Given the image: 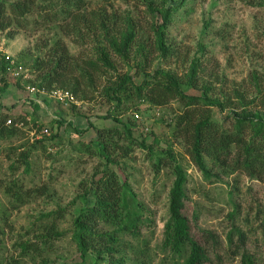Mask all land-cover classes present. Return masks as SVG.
<instances>
[{
  "label": "rangeland",
  "instance_id": "obj_1",
  "mask_svg": "<svg viewBox=\"0 0 264 264\" xmlns=\"http://www.w3.org/2000/svg\"><path fill=\"white\" fill-rule=\"evenodd\" d=\"M97 1L89 0V4L95 6ZM112 3L113 8L129 9L133 15L144 16L145 6L140 2L112 0ZM168 3L178 6L168 28V39L178 55L163 58L155 54L145 69L151 71L161 66L182 73L190 59L197 55L202 61L199 82L211 84L213 96L221 100L231 98V104L226 102L223 111L213 108L216 120L222 122L231 106L240 109L235 91L243 93L248 101L254 99L252 107L257 106L255 111L262 112L264 96L258 95L255 86L260 84L264 91V0H167ZM54 26L52 22L38 21L25 30L11 26L0 32L4 49L16 60L24 58L20 60L24 69L21 77L15 79L0 74V85L6 83L8 87L5 91L0 88V101L8 109L19 98L18 94H12L13 90L29 94L27 86L38 82L37 74L31 73L25 62L28 55H45L44 43L50 45L53 40L60 39L70 55L77 58L83 48H91L90 38L82 40L81 49ZM199 44L204 45V53L198 50ZM113 58L116 69L109 70L107 76L127 70L135 74L132 61L134 67L131 68L118 57ZM104 83L103 78L99 84ZM100 90L98 86L92 99L75 97L74 102L65 105L49 96L51 89H42L30 93L40 102L36 112L31 113L28 107L21 108L18 113L6 107L0 110L13 121L23 123L15 136L0 140V264H64L79 260L73 238V220L82 205L79 195L105 165V159L94 144L96 128L117 126L122 130L112 117L102 118L110 110L124 121L131 119L134 135L139 142L144 139L145 144L152 145L155 153H164V149L171 147L186 170L183 212L192 235L206 249L208 260L205 264H241L244 249L254 257L256 264H264V183L242 172L223 171L209 161L211 174L205 176L191 162L182 142L171 135L175 115L180 110L178 101L156 106L135 100L113 110L112 104L100 95ZM8 93L11 97L7 100ZM30 102L34 108V103ZM86 118L96 127H90ZM56 119H63L64 123L60 125ZM66 121H74L85 131L75 134ZM43 129H47V133L36 138L34 135ZM34 131L37 132L33 135ZM119 138L122 145L131 146V151L123 156V150H118L114 156L118 157L120 172L127 175L137 199L143 204L145 217L138 237L121 236L123 241L132 242L137 252L134 255L136 252L129 251L128 256L137 258L142 255V248L146 255L142 259L147 264H172L170 252L163 244L168 194L174 180L172 167L162 165L156 170L146 148L130 142L124 134ZM24 151L29 155L27 164L19 158ZM14 182L17 185L14 189L23 192L20 199L6 192V187ZM26 189L37 192L25 195ZM52 213L61 217L47 215ZM235 228L245 235L243 247ZM230 232L232 242L227 238ZM27 243L31 247L23 248Z\"/></svg>",
  "mask_w": 264,
  "mask_h": 264
},
{
  "label": "trees",
  "instance_id": "obj_2",
  "mask_svg": "<svg viewBox=\"0 0 264 264\" xmlns=\"http://www.w3.org/2000/svg\"><path fill=\"white\" fill-rule=\"evenodd\" d=\"M133 1L145 6L144 16L133 15L129 9L113 8L112 0H98L95 6L89 4V0H0V32L11 26L25 30L31 23L34 25L42 21L54 23L56 29L81 49L84 46L82 40L90 38L91 48H83L78 58L70 55L66 44L60 39L53 40L50 45L44 43L43 47L47 49L42 57L28 55L25 64L31 73L37 74L38 79L34 86L39 90H68L74 97L87 100L93 98V92L100 86V95L112 104L113 110L121 109L124 103L135 100L156 106L176 100L180 110L175 115L171 135L182 142L191 162L205 176L211 174L209 161L223 171L242 172L264 183V109L262 112L255 111L257 106L252 107L254 99L248 101L243 93L235 91L240 109L231 106L222 122L216 120L213 108L223 111L226 102L231 104V98L221 100L212 95L211 84L199 82L202 61L197 55L190 59L182 73L161 66L147 71L145 67L153 55L163 58L178 55V50L168 39V28L178 6L167 4V0ZM29 18L32 20L29 21ZM203 48L204 45L199 44L201 53H204ZM113 55L127 67L135 66V74L127 70L107 76L109 70L116 69ZM20 60L17 62L20 63ZM103 78L105 83L100 85ZM5 86L6 83H3L0 88L4 89ZM255 88L259 96H264L260 84L256 83ZM33 103L36 112L39 105L36 101ZM4 107L0 101V110L3 111ZM110 117L122 126V130L117 126L96 128L94 144L98 154L105 159V165L93 175L79 195L82 205L73 220V238L79 260L64 264H147L142 259L146 256L143 249L140 248L142 255L131 258L128 252H136L134 245L121 238L124 235L138 237L145 222L144 206L137 199L127 175L120 172L118 157L114 156L118 150H123V156L131 151L130 145L120 143L121 134L148 150L156 170L162 165L172 167L174 180L168 194V217L163 241L165 249L170 252L172 264H205L208 260L206 249L192 235L189 220L183 212L186 170L171 147L164 149V153H155L152 145L145 144L144 139L139 142L131 127V119L124 121L111 110L102 116ZM9 118L7 113H0V140L11 138L19 131L15 125L17 121L7 124ZM56 120L60 125L64 123L63 119ZM86 121L90 127H96L89 119L86 118ZM67 125L75 134L85 131L74 121H68ZM28 156V152L24 151L19 158L27 164ZM13 186H17L15 182L6 187V192L20 199L23 192ZM35 191L26 189L24 194L31 195ZM47 215L61 217L60 214ZM234 232L243 247L244 233L238 228ZM206 233L213 237L210 231ZM227 238L229 242L233 241L231 232ZM29 247L30 243L23 245V248ZM240 263L256 264L254 257L245 249L241 253Z\"/></svg>",
  "mask_w": 264,
  "mask_h": 264
},
{
  "label": "built area",
  "instance_id": "obj_3",
  "mask_svg": "<svg viewBox=\"0 0 264 264\" xmlns=\"http://www.w3.org/2000/svg\"><path fill=\"white\" fill-rule=\"evenodd\" d=\"M6 74L8 77L12 78H19L24 73V69L20 63L17 62L15 57L11 55L6 49H4L1 40H0V74ZM27 90L29 93L33 94L34 92H38L39 89L34 86H27ZM43 92V91H41ZM50 97H53L60 103H63L67 105L69 102L72 103L75 101V97L73 94L68 90H62V89H53L50 92ZM7 124L13 123L12 118L7 119ZM15 125L18 127H21L23 123L21 121L15 122ZM37 131L32 132L34 135ZM47 133V129H43L41 131H38L36 135H34L36 138L39 137V134Z\"/></svg>",
  "mask_w": 264,
  "mask_h": 264
},
{
  "label": "crops",
  "instance_id": "obj_4",
  "mask_svg": "<svg viewBox=\"0 0 264 264\" xmlns=\"http://www.w3.org/2000/svg\"><path fill=\"white\" fill-rule=\"evenodd\" d=\"M8 87L4 88V91L7 90ZM15 90H13L12 94H18L19 95V98H17L11 105L9 111L10 112H21V108H25V107H28L30 108V112L32 113L33 112V108L31 105H29V102L31 101V99H33L34 101H36L37 103H40L38 99H34V97L32 95L27 94L26 92L24 93V91H21V90H17L16 92H14ZM8 96L6 97V99L8 100V98L11 97V95H9V93L7 94ZM31 104V102H30ZM6 106V105H5ZM29 118V117H27Z\"/></svg>",
  "mask_w": 264,
  "mask_h": 264
}]
</instances>
